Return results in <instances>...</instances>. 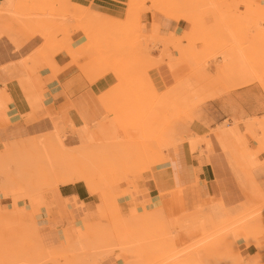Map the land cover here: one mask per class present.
<instances>
[{
    "label": "rangeland",
    "instance_id": "1",
    "mask_svg": "<svg viewBox=\"0 0 264 264\" xmlns=\"http://www.w3.org/2000/svg\"><path fill=\"white\" fill-rule=\"evenodd\" d=\"M66 1L9 0L2 7L0 0V51L15 55L31 48L22 61L1 63L0 75L20 63L27 75L11 82L20 88L31 84L42 104L40 71L56 74L58 54L69 56L70 64L86 57L100 73L115 77L117 88L101 99L96 119L86 121L89 137L80 145L70 143L71 149L101 153L94 173L101 199L95 196L93 210L82 204L88 212L84 218V209L78 216L64 206L68 201L62 205L55 198V182L42 169L58 151L49 141L55 135L64 142L76 129L61 113L32 109L25 89L20 91L28 112L10 115L8 83L0 81L5 95L0 101V264L31 259L33 264H167L176 254L177 264H264V0H191L187 8L172 11L162 2L128 0L124 20ZM153 14L193 17L192 25L183 21L187 29L180 45L160 42L156 30L146 34L143 18ZM74 32L83 35L75 44ZM187 33L190 39H184ZM152 51H158L157 58ZM175 62L186 65V87L157 92L148 72L163 64L172 65L171 71ZM175 78L172 84L180 81ZM249 84L261 90V111L238 121L223 118L213 102ZM165 125L182 126V141H163ZM28 138L35 143H25ZM180 144L211 159L212 177L220 185L215 200L200 196L199 181L175 177V187L154 194L141 185L149 183L152 168L167 166V152ZM76 227L79 236L91 229L84 241L74 234ZM66 243L71 249L60 248Z\"/></svg>",
    "mask_w": 264,
    "mask_h": 264
},
{
    "label": "crops",
    "instance_id": "2",
    "mask_svg": "<svg viewBox=\"0 0 264 264\" xmlns=\"http://www.w3.org/2000/svg\"><path fill=\"white\" fill-rule=\"evenodd\" d=\"M5 1L8 2L9 0H3V4ZM66 2L81 6L89 13H96L111 20H124L128 4V0H67ZM238 6H241L240 3H238ZM149 16L143 18L142 22L147 35L150 34L149 36H151V32L156 30L157 39L160 42L162 40L170 41L171 34L177 37L185 36L187 29L185 22L172 21L158 14H153L151 18ZM81 39H83V35L80 32H74L70 37L73 44L78 43ZM32 41L39 42L37 39H33ZM23 50L25 51L24 53L20 54V51L19 54L15 55H5L2 54L5 51H0V64L7 61L14 62L13 60L22 61L21 59L29 57L31 48L26 46ZM158 55V51L151 52L152 58H157ZM174 56L176 57L177 55L174 53ZM54 62L58 70L56 74L53 75L48 69L40 71L42 80H44V86L41 90L43 104L40 96L32 92L31 84L22 87V89L16 83L27 75L23 68L20 67V63L17 66H11L7 70L2 71V75H0L1 83L4 85L8 83L5 88L10 99L8 106L9 113L15 116L27 113L28 106L25 100L32 109L37 106L50 108L49 110L52 114L53 112L61 113L65 116L66 121L76 129L75 137L64 139L66 145L70 147L72 141H76L80 145L85 138L89 137L90 126L86 121L96 119V114L100 110L99 107L104 106L101 99L110 91L117 88V81L111 73H100L93 61L87 60L86 57L78 60L75 64H70L69 56L58 54L55 56ZM172 64L173 67L174 65L176 66L171 71L169 69L172 68V65L163 64L156 70L148 72L151 77L150 80L153 82V87L159 93L165 90L177 92L186 87L183 86V78L186 76V65H177V62ZM177 76L180 81L176 80L175 84H172L171 81L176 79L175 77ZM20 89H25V91H22L25 100ZM4 97V94L0 95V101ZM213 105L223 118L233 116L234 121L243 120L261 111L262 93L257 85L249 84L238 87L236 91L217 99L213 102ZM194 127L196 132L202 131L200 126ZM181 128L182 126L165 125L162 135L163 141L165 138L182 141ZM225 137L223 135L220 138ZM167 153L169 158V161L165 162L167 166L164 168H158V166L152 168L151 171L154 172L150 175L148 174L149 183H142L141 185H148L151 189L153 188L154 194L155 191L159 193L160 191H166L175 187V177L183 183L188 184L199 181L200 196L206 194V196L209 195L213 200V197L220 191V185L212 177L210 170L211 159L199 156L196 151L192 152L187 144H180L177 146L176 151H169ZM53 195L57 200L61 201L62 205L65 204L64 200L66 203L68 201L70 203L69 206H64L78 216L83 212L82 209L84 208L82 204L91 210L97 204L96 197L91 196L90 189L82 183L59 186V188L54 190ZM220 203L223 205L222 202ZM219 205L217 204L218 207ZM84 212V218L88 217V212L85 209ZM249 264H252V262Z\"/></svg>",
    "mask_w": 264,
    "mask_h": 264
},
{
    "label": "bare ground",
    "instance_id": "3",
    "mask_svg": "<svg viewBox=\"0 0 264 264\" xmlns=\"http://www.w3.org/2000/svg\"><path fill=\"white\" fill-rule=\"evenodd\" d=\"M57 1H66V0H57ZM191 0H161V1H157V0H154V2H156V4H160L161 2H162V4H163V6L166 8V9H169L170 11H172V10H179V9H183V8H187L188 7V3L190 2ZM7 5H9V3L8 2H6L5 1V3L4 4H2V7L3 6H7ZM97 15V14H96ZM98 17H100V18H98V19H96V20H99V19H101V16H98ZM97 18V17H96ZM103 18V17H102ZM190 18L191 17H189V16H170L169 17V19L170 20H172V21H176V22H180V21H188V22H192L193 23V17L191 18V20H190ZM107 20V19H106ZM108 21V20H107ZM192 23H191V25H192ZM195 24H196V21L194 22ZM192 29V28H191ZM193 30H195L196 31V26L194 25V27H193ZM193 30H191V31H193ZM195 31L193 32L194 34H195ZM188 33H190V32H188ZM187 33V34H188ZM192 33V32H191ZM186 34V35H187ZM189 35H191V34H188L187 35V37L186 38H184V39H190V36ZM170 41H167V44H170L171 42H174V43H177V44H175V45H178L179 44V42H181V40H180V38L179 37H177V36H175V35H173V34H171L170 35ZM173 44V43H172ZM174 45V44H173ZM174 45V46H175ZM180 45V44H179ZM177 47V46H176ZM181 47V46H180ZM179 47V48H180ZM181 49V48H180ZM94 55V54H93ZM189 55V54H188ZM191 57V56H190ZM243 57H245L244 55H243ZM100 58V57H99ZM98 58V59H99ZM191 58H193L194 59V57H191ZM223 59V61H224V58H222ZM140 60V59H139ZM102 61H105L104 59H102ZM106 62V61H105ZM225 62H226V59H225ZM103 63V62H102ZM108 63V62H107ZM107 63H105V64H107ZM157 64V63H156ZM156 64H154L155 66H156ZM21 65V64H20ZM103 65H104V63H103ZM108 65H110V64H108ZM106 66V68H110V66ZM153 65V64H152ZM251 65H252V63H251ZM254 65V64H253ZM255 65H258V64H256L255 63ZM149 66H151V64L149 65ZM154 66V67H155ZM105 68V67H104ZM109 71V70H108ZM254 71V70H253ZM256 71L259 73H261L262 72V70L260 71V69H259V71H258V69H256ZM112 72H116L115 70H112ZM113 73V74H114ZM262 74V73H261ZM256 76V75H255ZM262 76V75H261ZM258 77L260 78V75H258ZM257 77V78H258ZM164 101H162V103H163ZM165 103V102H164ZM163 103V104H164ZM166 105H167V102L165 103ZM173 117V116H172ZM33 137V136H32ZM38 137V136H37ZM53 137V136H52ZM34 138H36V137H34ZM34 138H31V139H34ZM29 139L30 138H28L27 140L28 141H25V143L26 142H29L28 144H30V141H32V140H30L29 141ZM49 139H51V136H50V138ZM35 140V139H34ZM52 140H54L53 141V143L51 142ZM52 140H50L49 141V143L50 144H54L56 147H57V150L58 151H56L55 153H54V155L51 157V158H49V159H47V160H45L44 162H43V164H44V167L42 168L43 170H44V176H45V178H47V179H49V180H52V181H54L55 182V188H58L59 186H64V185H69V184H75V183H82V184H84L85 186H87L89 189H90V191H92V193H93V196H97L98 198H99V200L101 199V189H100V186L98 185V183L96 182V180H95V176H94V173L96 172V171H98L99 170V168H100V166H101V163H100V158L102 157H100L99 158V156L101 155V153H99V152H94V151H88V150H86V149H84V148H82V147H80V146H78V148L77 149H71L70 147H68L67 145H66V143L65 142H63V141H61L60 140V137H56L55 135H54V139H52ZM60 140V141H59ZM36 141V140H35ZM35 141H32L31 142V145H33L34 143H35ZM22 142V141H21ZM24 142V141H23ZM34 142V143H33ZM33 143V144H32ZM22 145H23V143H22ZM22 145L20 144V146L19 147H22ZM23 149H24V147H23ZM20 150V149H19ZM21 151V150H20ZM102 160V159H101ZM40 165V164H39ZM39 167V166H38ZM40 168V167H39ZM66 199V198H65ZM156 205V204H155ZM19 208H21V207H19ZM262 208H264V207H262ZM261 208V209H262ZM86 209V208H85ZM259 210L260 212L262 211V210H264V209H262V210ZM255 212H257V211H255ZM255 212H253V214H255L256 215V213ZM258 215V214H257ZM194 219V218H193ZM192 219V220H193ZM196 220V219H195ZM186 221V220H185ZM184 224V223H183ZM87 225V224H86ZM89 225V224H88ZM82 228H87V230H88V227L90 226H88V227H85V225L84 224H82ZM78 227V226H77ZM76 227V229L74 230V232H75V234L77 235V237H78V239H79V237L81 238V237H84V238H82L79 242H81L82 240L84 241L87 237H88V234H87V232H90V230L89 231H86V233H85V230H84V236L81 234V236H79V234H80V230L78 229ZM92 227V226H91ZM91 227H89V228H91ZM87 234V235H86ZM87 236V237H86ZM86 237V238H85ZM211 237V236H210ZM212 238V237H211ZM207 239V238H206ZM205 241H207V240H205ZM201 242V241H200ZM204 242V241H203ZM128 245V244H127ZM73 246V245H72ZM72 246H69L67 243L65 244V246H60V248H62L63 250L65 249H67V248H69V249H71L70 247H72ZM199 246H200V244H199ZM1 247H3V246H1ZM120 247V246H119ZM124 248H122V249H126L125 248V246H123ZM127 247V246H126ZM129 247H131V246H129ZM129 247H127V248H129ZM134 247V246H133ZM100 248V247H99ZM101 248L103 249V246H101ZM137 248V247H136ZM194 248V247H193ZM1 249V248H0ZM121 249V248H120ZM61 250V249H60ZM74 250V249H73ZM73 250H71L72 252H73ZM94 250V249H93ZM101 250V249H100ZM138 250V249H137ZM189 250V249H188ZM130 251H133V250H130ZM95 252V251H94ZM103 252V251H102ZM104 252H105V250H104ZM56 253V252H55ZM54 253V254H55ZM108 253V252H107ZM57 254V253H56ZM106 254V253H105ZM109 254V253H108ZM179 254V253H178ZM53 255V254H52ZM93 255L94 254H92V257H93ZM97 255H98V257H99V253H97ZM180 255L182 256V253L181 254H179V257H180ZM41 256V255H40ZM95 256H96V253H95ZM176 256L178 257V255L176 254ZM42 257V256H41ZM97 256H96V259L98 258ZM177 257H175V255H174V257L172 256V258L170 259L171 261H169V260H167L168 262H167V264L169 263V262H171L172 263V259H176ZM94 258L95 257H93V259L92 260H94ZM27 259V258H26ZM95 259V260H96ZM68 260V259H67ZM66 260V261H67ZM94 260V261H95ZM177 260V259H176ZM8 262H11V261H9V260H7ZM30 260H26L25 262H29ZM32 261V262H31ZM31 263L33 264L35 261H33L32 259H31ZM93 261V262H94ZM30 262H29V264H30ZM49 262V261H48ZM51 262V261H50ZM54 262V261H53ZM173 262H176V264H177V261H173ZM12 263V262H11ZM64 263V262H63ZM171 263H169V264H171ZM55 264V263H54ZM80 264H82V263H80ZM91 264H93L92 262H91ZM129 264H130V262H129ZM132 264V263H131Z\"/></svg>",
    "mask_w": 264,
    "mask_h": 264
}]
</instances>
